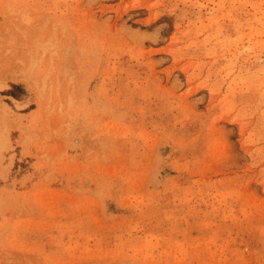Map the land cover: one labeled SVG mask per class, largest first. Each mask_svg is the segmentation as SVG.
Segmentation results:
<instances>
[{"label":"rangeland","instance_id":"rangeland-1","mask_svg":"<svg viewBox=\"0 0 264 264\" xmlns=\"http://www.w3.org/2000/svg\"><path fill=\"white\" fill-rule=\"evenodd\" d=\"M0 264H264V0H0Z\"/></svg>","mask_w":264,"mask_h":264},{"label":"bare ground","instance_id":"bare-ground-1","mask_svg":"<svg viewBox=\"0 0 264 264\" xmlns=\"http://www.w3.org/2000/svg\"><path fill=\"white\" fill-rule=\"evenodd\" d=\"M22 78H23V77H22ZM27 78L29 79V76H28ZM27 78H26V79H27ZM30 83H31V82H30Z\"/></svg>","mask_w":264,"mask_h":264}]
</instances>
